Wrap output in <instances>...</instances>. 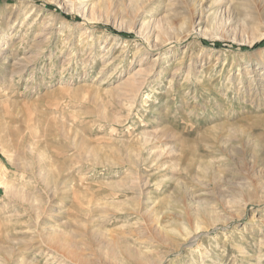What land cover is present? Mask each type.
<instances>
[{
  "label": "rangeland",
  "instance_id": "rangeland-1",
  "mask_svg": "<svg viewBox=\"0 0 264 264\" xmlns=\"http://www.w3.org/2000/svg\"><path fill=\"white\" fill-rule=\"evenodd\" d=\"M140 2L0 0V178L43 213L0 187V246L67 223L69 264H264V0Z\"/></svg>",
  "mask_w": 264,
  "mask_h": 264
},
{
  "label": "bare ground",
  "instance_id": "bare-ground-1",
  "mask_svg": "<svg viewBox=\"0 0 264 264\" xmlns=\"http://www.w3.org/2000/svg\"><path fill=\"white\" fill-rule=\"evenodd\" d=\"M103 1H107V0H103ZM141 0H131V3L132 5L134 4L135 6V9L136 10H139V9H142V4L140 2ZM202 2L204 0H201ZM72 2V1H71ZM87 8V7H86ZM85 8V9H86ZM92 9V8H91ZM89 10V8H88ZM86 11V10H84ZM87 17V16H86ZM170 20V19H169ZM146 23V22H145ZM143 23V24H145ZM142 24V25H143ZM150 24V23H149ZM148 24V25H149ZM153 26V25H152ZM151 27V26H150ZM158 27V26H157ZM155 29V28H154ZM151 30H152V27H151ZM4 64V63H3ZM42 160V159H41ZM16 161V160H15ZM21 161V160H20ZM20 161L19 163H17L18 165L20 164ZM13 162V161H12ZM11 162V163H12ZM39 162V161H38ZM24 163V162H23ZM22 164V163H21ZM34 164V163H33ZM38 164V163H37ZM14 166V165H13ZM22 166V165H20ZM24 169V171H34V166L30 163H24L23 166H22ZM39 167V170H38V175L40 176V178H43L45 180V182H49L50 180V177L48 175V173L46 172L47 170L44 169V167L42 165L38 166ZM43 167V168H41ZM36 168V167H35ZM22 170V169H21ZM44 171V172H43ZM54 173V172H53ZM33 174V173H32ZM36 174V173H35ZM1 176V175H0ZM32 176V175H30ZM51 176V174H50ZM63 176V174H62ZM3 177V176H2ZM28 177V176H27ZM35 177V176H34ZM59 177V175H58ZM61 178V177H60ZM9 179V178H7ZM5 180L4 178H0V187L3 188V191H4V194L6 196H8L9 198H12V199H15L14 201H19L20 204H23L24 206L25 205H29L28 209L29 211H34V214L36 215V218L38 219H41V217L43 216V213L41 211H38L39 207L37 206L38 204L36 203V196L33 197V195L30 194V192H28L27 190L25 189H22V186H20V184L18 183V185H15L17 183H12L13 181L10 180ZM27 179H30V178H27ZM26 179V180H27ZM33 179V178H32ZM34 180V179H33ZM31 180V181H33ZM59 180V179H58ZM132 180V178H131ZM38 181V180H37ZM51 181V180H50ZM60 181V180H59ZM58 181V182H59ZM68 181V180H66ZM63 182V183H66ZM134 181V180H132ZM137 181V180H136ZM39 182V181H38ZM37 182V183H38ZM57 182V183H58ZM26 183V182H25ZM69 183V182H68ZM130 183V182H129ZM24 184V183H23ZM35 185V184H34ZM40 185V183H39ZM58 185V184H57ZM25 186V184H24ZM37 186V185H36ZM50 183H49V187H50ZM56 186V184H55ZM59 186V185H58ZM28 187H30L28 185ZM27 187V189H28ZM35 187V186H34ZM33 187V188H34ZM26 188V187H25ZM38 188V187H37ZM57 188V187H55ZM41 189V188H40ZM45 189V188H44ZM49 189V188H48ZM52 189V188H50ZM31 190V189H30ZM34 191V190H33ZM40 191V190H39ZM47 191V190H46ZM45 192V190H44ZM43 192V193H44ZM34 193V192H32ZM56 193V192H54ZM38 194V192H37ZM45 194V193H44ZM49 194H51L49 192ZM48 198V197H47ZM51 198V197H50ZM2 199H4L2 197ZM12 199H10V202H12ZM49 200V199H48ZM51 200V199H50ZM49 200V201H50ZM16 201V202H17ZM39 202V201H38ZM49 203V202H48ZM5 205H8L6 203H4ZM9 204H12V203H9ZM4 205V206H5ZM3 206V207H4ZM22 206V205H21ZM0 207H2L0 205ZM2 207V208H3ZM6 207V206H5ZM23 207V206H22ZM9 208V207H8ZM19 208V207H18ZM105 208V207H104ZM15 209V208H14ZM27 209V208H26ZM2 211V209H0ZM37 210V212H35ZM0 211V212H1ZM3 212V211H2ZM28 212V211H27ZM12 213V212H11ZM14 213V212H13ZM17 213V212H16ZM2 214V213H0ZM15 214V213H14ZM16 215V214H15ZM5 216V215H4ZM11 216V214H10ZM1 217V215H0ZM7 217V216H5ZM12 218V217H11ZM17 219V218H16ZM15 219V220H16ZM37 219V221H38ZM94 219V218H93ZM7 220V219H6ZM14 220V219H13ZM75 221V220H74ZM95 221V220H94ZM9 222L11 223L12 221L9 220ZM8 222V223H9ZM5 223V222H4ZM16 223V222H14ZM13 223V224H14ZM37 225H38V222H36ZM7 224V223H6ZM17 224V223H16ZM63 224V225H62ZM60 225H51V226H45L43 227L42 231H40L38 234H37V237L36 236H33L31 237L30 241L28 240H25V239H21L18 235H15V234H11V233H7L4 235V238L6 239V241H8L9 243V246L8 247H3V246H0V264H33L34 262V258H30L31 255H41L40 257H42V255H44V257H48V260L47 262H45L46 264H69L71 263L70 261H76L78 262V256L75 252L74 249H77L78 245L76 244H72L70 243L69 241V238H70V230H68V224L67 223H62ZM15 225V224H14ZM17 226V225H15ZM98 226V225H97ZM96 226V228H97ZM101 227V226H100ZM12 228V226H11ZM6 229V228H5ZM9 229V228H8ZM71 229V228H70ZM11 230V229H10ZM35 230V229H34ZM16 231H18L16 229ZM32 231V229H31ZM29 231V232H31ZM102 230H100L101 232ZM4 232V231H3ZM27 232V231H26ZM35 232V231H34ZM6 233V232H5ZM28 233V232H27ZM23 234V233H22ZM21 234V235H22ZM35 234V233H34ZM106 233H101L100 235L102 237L106 236L105 235ZM96 235V234H95ZM2 236V235H1ZM3 241V239H2ZM4 243V242H3ZM5 244V243H4ZM6 246V245H5ZM111 252H113V257L116 258L117 257V253L115 250V248L113 249H110ZM126 254L129 256V257H132V258H137V259H141L142 260V257L137 254L136 252L132 251L131 249H127L126 248ZM35 257V256H34ZM43 258V257H42ZM45 259V258H44ZM81 261V260H80ZM123 263V262H122ZM74 264V263H73Z\"/></svg>",
  "mask_w": 264,
  "mask_h": 264
},
{
  "label": "trees",
  "instance_id": "trees-1",
  "mask_svg": "<svg viewBox=\"0 0 264 264\" xmlns=\"http://www.w3.org/2000/svg\"><path fill=\"white\" fill-rule=\"evenodd\" d=\"M54 10H56L55 7H52ZM68 18H71V17H68ZM108 30L112 31L113 33H118L116 32L115 30H113L112 28H108ZM119 34V33H118ZM261 44V43H260ZM259 43L255 44L254 47H258L260 45ZM224 43H214L213 46L215 47H223Z\"/></svg>",
  "mask_w": 264,
  "mask_h": 264
}]
</instances>
